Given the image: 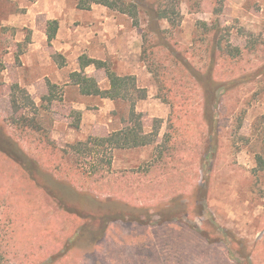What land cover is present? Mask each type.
<instances>
[{
    "label": "rangeland",
    "instance_id": "obj_1",
    "mask_svg": "<svg viewBox=\"0 0 264 264\" xmlns=\"http://www.w3.org/2000/svg\"><path fill=\"white\" fill-rule=\"evenodd\" d=\"M82 1L0 0V264H264V0H139L137 26L98 5V28L70 18ZM150 8L167 16L156 35ZM96 29L113 40L107 68L146 94L126 88L102 115L72 82ZM83 72L109 87L104 69ZM132 102L155 142L77 169L103 149L70 146L125 128ZM99 204L125 217L105 228Z\"/></svg>",
    "mask_w": 264,
    "mask_h": 264
},
{
    "label": "trees",
    "instance_id": "obj_2",
    "mask_svg": "<svg viewBox=\"0 0 264 264\" xmlns=\"http://www.w3.org/2000/svg\"><path fill=\"white\" fill-rule=\"evenodd\" d=\"M141 2L139 0H85L78 4V9L80 10H90L92 5H101L110 10L117 11L121 14H124L132 19L134 25H138V9L140 7ZM149 17L151 18V23L146 31L147 34L156 35L159 33L158 27L156 23L159 20L166 19V14H161L160 12H156L153 9L148 10ZM170 23L171 22L170 20ZM58 30V22L56 20L50 21L48 23L47 30V39L50 44L54 38L56 37V33ZM233 51V50H232ZM239 51V50H237ZM232 53V52H230ZM79 65L81 72H75L72 74V82L74 85L78 86L80 89V93L85 96H99L101 98H106L110 100L122 99L123 91L126 88L131 89L132 91L143 93L136 87L135 79L131 76L121 77L116 75L106 66V62L90 59L86 56H81L79 58ZM89 66H94L96 69H104L106 76L110 83V88L108 90L102 91L100 90L96 80L92 77L86 75L83 70ZM182 67L187 70V66L185 64ZM130 86V87H129ZM54 86L50 85V89ZM12 98L11 102L14 108H18V98L15 95L17 92H22L26 94V91L21 90L18 86H15L12 89ZM146 98V94L143 93L141 96L137 97V100H143ZM17 128L19 131H27L31 130L34 132L40 131L38 128H33V121L28 120L25 117H22L19 121H17ZM142 123L140 120V115L135 113L134 110V102L131 103V109L129 112L128 122L124 129L110 134L105 138H88L86 142H78L72 146H70L71 150L74 153L85 154L86 152H93L89 147L93 146L99 152L100 149H103L104 158H100L99 167H95L92 172L85 171L83 168H77L83 171L85 174L91 176L97 173H104L106 169H110L112 164V155L111 152L113 150L125 149V148H137L143 147L146 145H151L155 142L153 139V134H143L142 132ZM99 149V150H98ZM94 211H99L98 213V221H102L103 226L105 228L109 223L116 222L122 220L125 214H123L122 207H109V206H100L94 207ZM101 212V215H100ZM96 213V214H97ZM97 217V216H96Z\"/></svg>",
    "mask_w": 264,
    "mask_h": 264
},
{
    "label": "crops",
    "instance_id": "obj_3",
    "mask_svg": "<svg viewBox=\"0 0 264 264\" xmlns=\"http://www.w3.org/2000/svg\"><path fill=\"white\" fill-rule=\"evenodd\" d=\"M97 7H98V5H93V6H91V9L88 10V11H82V10H78V9L72 10V12L70 13V18L72 20H75V21L77 19L82 18V19H80V20H82V22L83 21L91 22V26L92 27L94 26V27L98 28L97 25H98V23H100L99 21H101L102 19H100V17L95 14L96 13L95 11L98 9ZM73 25H75V26H73ZM73 25H70L68 27V33H69L68 34V37H72V38L75 37V33H77V30H76L77 22H74ZM62 27H63V23H60V30L58 32L57 39H59V34L61 32ZM86 41L87 42H86L85 50L86 49L87 50L84 52V54L88 55L86 57H88L90 59L104 61L106 59V51L104 50L105 45L108 48L109 54H113V51H112L113 40H112V38H106L105 35H104V31L103 32H100L98 29H96L94 32L89 31V36H88V39H86ZM72 47H73L72 46V42L70 40H67V41L65 40L62 49H65V51H66L67 49H71ZM84 54H82L81 56H85ZM90 67L91 66H89L87 68H90ZM124 67H125L126 71H128L129 69H131L130 68L131 65H129V64H126V66H124ZM87 68H85V69H87ZM78 72H81V69H79ZM121 77H124V76H121ZM97 84H98L100 90H102V91L108 90L110 88V85H109V87L108 86H105L104 88H101L100 87V84L98 82H97ZM138 85H139V83H138ZM139 86L142 87V89L147 88L145 86V84H142V85H139ZM137 88L138 89H141L139 87H137ZM79 91H80V89H79ZM83 97H84V95H83ZM95 97H99V96H95ZM100 99H101L102 107L101 106L100 107L98 106L99 111H100L99 115H102L101 113H105L108 109L114 111L115 110V104H114V102L117 101V100H120V99L110 100V99L101 98V97H100ZM148 100H151V99L149 98ZM140 102H141V104L143 103V101H140ZM104 107H106V108L104 109ZM136 109L137 110H140L141 113H144L146 111V109H144L143 107H140V109H139V105H136ZM78 110L84 113L83 114L84 120L87 117H90V116L92 117V115H90L88 113L89 111L85 107H80V108H78ZM135 113H136V111H135ZM141 113H136V114L140 115V117H141V115H142ZM93 117H95V116H93ZM126 125H127V123H125V126L124 127H126ZM122 129H124V128H121V130ZM115 132H118V130H115L113 133H115ZM110 134H112V133H110ZM147 146H150V145H146V146H143V147H137V148H144V147H147ZM137 148H134V149H137Z\"/></svg>",
    "mask_w": 264,
    "mask_h": 264
}]
</instances>
